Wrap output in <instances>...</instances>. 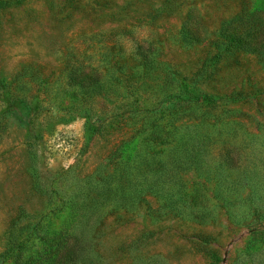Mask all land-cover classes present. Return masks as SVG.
Wrapping results in <instances>:
<instances>
[{"label": "rangeland", "instance_id": "obj_1", "mask_svg": "<svg viewBox=\"0 0 264 264\" xmlns=\"http://www.w3.org/2000/svg\"><path fill=\"white\" fill-rule=\"evenodd\" d=\"M0 1V263L38 224L69 264H264V53L213 43L264 0Z\"/></svg>", "mask_w": 264, "mask_h": 264}, {"label": "trees", "instance_id": "obj_2", "mask_svg": "<svg viewBox=\"0 0 264 264\" xmlns=\"http://www.w3.org/2000/svg\"><path fill=\"white\" fill-rule=\"evenodd\" d=\"M1 3V1H0ZM244 17L242 13L235 14L232 18L224 20L219 27V36L214 39L216 47L225 51H243L248 53H264V23L256 25L254 20ZM189 17V14L187 15ZM256 20V19H255ZM180 36L186 44H198L205 40L203 30L193 28L187 21L180 29ZM93 73L84 69L80 73L69 72L70 85L84 86L86 80H93ZM211 100L210 97H207ZM35 224L29 234L21 239L10 237V245L1 256L0 264H69L76 260L79 254L78 244L73 237L67 236L63 231L52 232L44 235ZM22 230L12 234H22Z\"/></svg>", "mask_w": 264, "mask_h": 264}]
</instances>
